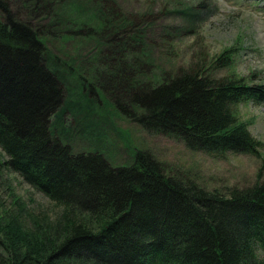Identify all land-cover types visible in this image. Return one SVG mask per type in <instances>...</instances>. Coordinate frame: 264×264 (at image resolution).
Wrapping results in <instances>:
<instances>
[{"label": "trees", "instance_id": "1", "mask_svg": "<svg viewBox=\"0 0 264 264\" xmlns=\"http://www.w3.org/2000/svg\"><path fill=\"white\" fill-rule=\"evenodd\" d=\"M141 34L115 0H0L4 165L64 209L58 221L34 220L31 229L0 217V264H264V155L258 182L223 196L167 175L146 152L115 166L59 136L71 126L60 114L66 103L97 130L87 103L107 100L192 152L260 156L262 143L235 108L264 103V86L216 79L198 66L153 73ZM233 56L224 51L217 69Z\"/></svg>", "mask_w": 264, "mask_h": 264}, {"label": "rangeland", "instance_id": "2", "mask_svg": "<svg viewBox=\"0 0 264 264\" xmlns=\"http://www.w3.org/2000/svg\"><path fill=\"white\" fill-rule=\"evenodd\" d=\"M115 2L127 22L139 27L143 41L150 44L155 58L153 73H160L158 66L173 74L198 66L202 74L216 79L235 77L264 86V0ZM229 49L234 52L231 65L217 69L216 59ZM65 52L72 55L71 50ZM66 104L60 114L65 124L71 126L69 131L58 133L75 152H102L115 166L129 164L138 152H146L164 165L167 175L191 180L223 196H228L232 189H248L258 182L264 155V103L249 101L235 108L237 119L246 123L262 143L260 156L192 152L178 140L146 132L120 115L115 104L107 100L87 103L101 122L96 130L88 122L87 113L81 110L83 114L74 115ZM70 105L85 107L86 103ZM8 159L0 148V217L17 216L30 229L34 220L58 221L64 209L9 171L4 165Z\"/></svg>", "mask_w": 264, "mask_h": 264}]
</instances>
